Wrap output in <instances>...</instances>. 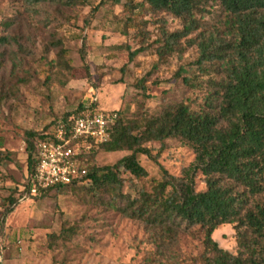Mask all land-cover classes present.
Returning a JSON list of instances; mask_svg holds the SVG:
<instances>
[{"label": "rangeland", "instance_id": "1", "mask_svg": "<svg viewBox=\"0 0 264 264\" xmlns=\"http://www.w3.org/2000/svg\"><path fill=\"white\" fill-rule=\"evenodd\" d=\"M205 9L204 26L221 29V8ZM179 26V18L143 0H0V264H204L199 224L181 222L162 253L142 218L126 214L130 199L162 178L160 167L180 175L192 161V147L177 137L144 140L150 154L136 157L145 173L118 166L119 184L63 185L36 196L23 190L26 132L44 129L79 101L95 97L97 108L117 109L139 125L165 105L202 103L208 77L220 72L197 66V47L184 38L173 50H155L161 30ZM138 45L144 48L128 58ZM128 152L98 149L91 162L112 165ZM193 180L195 189L204 187L198 171ZM211 235L235 252L231 223Z\"/></svg>", "mask_w": 264, "mask_h": 264}, {"label": "trees", "instance_id": "2", "mask_svg": "<svg viewBox=\"0 0 264 264\" xmlns=\"http://www.w3.org/2000/svg\"><path fill=\"white\" fill-rule=\"evenodd\" d=\"M143 2L151 11L160 10L180 19L178 28L161 30V42L155 47L157 54L173 50L179 39L184 38L187 44L194 43L197 47V66L211 68L220 75L208 77L211 89L195 109L178 101L165 105L156 114L144 116L141 125L123 121L118 110L113 109L116 117L108 139L79 156L85 162V173L36 194L28 192L36 159L35 141L50 135L56 120L66 118L85 103L79 101L40 131H27L30 138L26 142L27 174L23 190L26 195L36 196L63 185L119 184L118 166L135 177L145 173L136 157V153L150 154L142 144L144 140L177 137L192 147V161L180 175L160 167L162 178L151 191L141 189L139 195L132 197L126 214L142 218L153 230L152 238L162 253L183 222L184 226L199 224L203 228L204 264H264V0ZM208 3L217 4L224 13L221 29L217 25L204 26L200 16ZM95 8L93 5L91 10ZM143 48L138 45L129 49L128 58ZM98 149L129 152L112 165L98 167L91 162ZM195 171L202 175L201 189L194 188ZM224 222L234 228V253L221 247L211 235Z\"/></svg>", "mask_w": 264, "mask_h": 264}, {"label": "built area", "instance_id": "3", "mask_svg": "<svg viewBox=\"0 0 264 264\" xmlns=\"http://www.w3.org/2000/svg\"><path fill=\"white\" fill-rule=\"evenodd\" d=\"M92 97L85 106L54 122L50 135L35 141L36 159L29 176L28 192L36 194L54 184H65L85 173L79 156L92 145L106 141L116 111L95 106Z\"/></svg>", "mask_w": 264, "mask_h": 264}]
</instances>
